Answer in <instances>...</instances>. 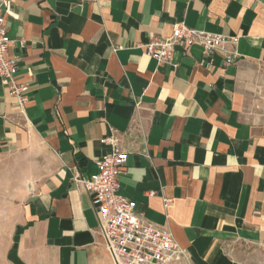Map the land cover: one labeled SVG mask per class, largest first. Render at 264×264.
Instances as JSON below:
<instances>
[{"label":"crops","instance_id":"0c3cea01","mask_svg":"<svg viewBox=\"0 0 264 264\" xmlns=\"http://www.w3.org/2000/svg\"><path fill=\"white\" fill-rule=\"evenodd\" d=\"M8 1L28 103L0 84V264H114L75 181L113 134L120 195L186 251L171 264L264 244V0ZM180 22L238 36L239 58L193 46L158 67L141 46Z\"/></svg>","mask_w":264,"mask_h":264},{"label":"built area","instance_id":"2783aa9c","mask_svg":"<svg viewBox=\"0 0 264 264\" xmlns=\"http://www.w3.org/2000/svg\"><path fill=\"white\" fill-rule=\"evenodd\" d=\"M10 2L0 0V84L16 99L20 110L28 103L27 86L18 81V60L9 57L11 40L6 17ZM238 36H224L176 23L167 37L151 36L141 48L158 67L174 66L177 48L189 50L200 46L206 54L224 52L227 63L239 58ZM108 147L96 163L97 172L88 178L76 176V183L91 195L92 206L99 216V229L105 248L114 264H171L187 260L186 251L173 234L136 213V202L120 195L119 176L124 172L128 154L115 134L102 139ZM154 195V194H151ZM171 204L166 200V208Z\"/></svg>","mask_w":264,"mask_h":264},{"label":"rangeland","instance_id":"374dc122","mask_svg":"<svg viewBox=\"0 0 264 264\" xmlns=\"http://www.w3.org/2000/svg\"><path fill=\"white\" fill-rule=\"evenodd\" d=\"M0 170V204L3 198L4 180ZM2 218V212L0 211V219ZM230 255L238 262V264H264V244L260 246H246L237 244L229 249Z\"/></svg>","mask_w":264,"mask_h":264}]
</instances>
